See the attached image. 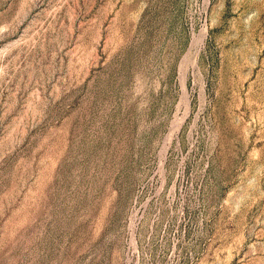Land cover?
<instances>
[{
  "label": "rangeland",
  "instance_id": "1",
  "mask_svg": "<svg viewBox=\"0 0 264 264\" xmlns=\"http://www.w3.org/2000/svg\"><path fill=\"white\" fill-rule=\"evenodd\" d=\"M0 264H264V0H0Z\"/></svg>",
  "mask_w": 264,
  "mask_h": 264
}]
</instances>
